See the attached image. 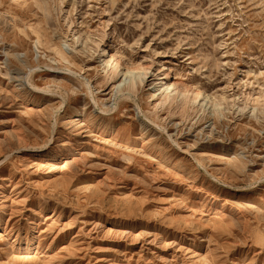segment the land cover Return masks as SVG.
<instances>
[{
	"label": "rangeland",
	"instance_id": "1",
	"mask_svg": "<svg viewBox=\"0 0 264 264\" xmlns=\"http://www.w3.org/2000/svg\"><path fill=\"white\" fill-rule=\"evenodd\" d=\"M5 60L0 264H264V0H0Z\"/></svg>",
	"mask_w": 264,
	"mask_h": 264
},
{
	"label": "bare ground",
	"instance_id": "2",
	"mask_svg": "<svg viewBox=\"0 0 264 264\" xmlns=\"http://www.w3.org/2000/svg\"><path fill=\"white\" fill-rule=\"evenodd\" d=\"M33 32H34V34L36 36V44H43L44 41H43V34L41 32V29L40 28H33ZM49 35H50V33H49ZM47 43L49 44V48L50 49L52 48L51 50L55 53V55L61 57L60 59H62L63 61H65L69 65L74 64L73 58L69 54H67L64 51H62L57 46V44L55 45L54 43L50 42V40ZM107 62L109 64L110 63L113 64L112 72L116 76L119 74L120 71H122V73H123L122 76H125V77H126V75H129L130 76V78H129V89L132 92H135L136 85L138 84V82L141 83L144 80L145 76L148 74V71H147L148 68L145 67V66H143V65H140V64L139 65H127V66H125L124 70L121 69L123 63L121 62L120 56L117 53H112L111 56H110V59ZM9 67H10V64L6 60H5V62L0 63V76L3 77V78H7L6 88L8 89V88L12 87L13 88V91L15 90V92H17L18 94L21 92V90H23L25 88L26 89H29L28 86L25 87L26 86V80H25L26 78H25V76L24 75L21 76V72H18V71H21V70L15 71V73L12 72L10 74V76H8V77H6L4 75L5 73L11 72L9 70ZM67 70H71V68L67 67ZM121 82H120V84H121ZM28 84H30V89L31 90H34V91L35 90H40V88H38L37 86H35L31 82V80H29V83ZM171 88L177 89L178 86H177L176 83H171V84H167L166 85V90L169 91ZM157 90H159V88ZM179 92L182 94V96L184 98L183 100H185L186 98H188V97L191 96L192 97L191 99H193L194 101H202L201 108H203L204 110H206V106L208 104L209 105L211 104L214 107H216L218 105L215 102L216 96L213 93L203 92V91H201L197 87H190L188 89L180 90ZM156 94H157V92L155 91V92L152 93V96H155ZM166 94H164V95L166 96ZM94 104H96V103H94ZM214 110H216V108H214ZM41 146L42 147L39 146L36 150L37 151H43L44 150V148H43L44 146L43 145H41ZM72 150L73 149L71 147L67 151V153L70 154L72 152ZM118 160H120V161H124L125 160V162H127V163L129 162L131 164L132 161H133V157L132 156H129L126 152H121V153H118ZM0 191H2L1 197H3L4 198V201H6L7 200L6 199L7 198V194H6L5 188H3ZM33 229H35V228H33ZM36 240H37V234L34 231L33 238L30 241H23L22 243H20V245L27 246V247H33L35 245V243H36Z\"/></svg>",
	"mask_w": 264,
	"mask_h": 264
}]
</instances>
